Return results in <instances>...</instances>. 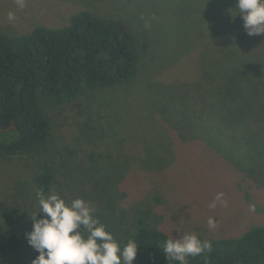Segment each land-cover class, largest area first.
<instances>
[{
    "label": "rangeland",
    "instance_id": "obj_1",
    "mask_svg": "<svg viewBox=\"0 0 264 264\" xmlns=\"http://www.w3.org/2000/svg\"><path fill=\"white\" fill-rule=\"evenodd\" d=\"M231 1L26 0V6L20 8L16 0H0V30L8 36L22 35L40 25L52 28L66 25L74 14L85 10L100 17L122 18L148 36L147 67L152 75L148 81L138 82L142 89L137 87L126 105L127 110L134 106L136 119L141 118L139 114H145L147 128H141V124L132 128L129 124V129L139 131H127L128 137L135 138H128L125 146L114 135L112 123L116 121L109 118L111 112L106 107L125 95L121 89H96L78 100L51 108L52 138L42 155L34 161L20 158L0 162V202L18 205L23 212L22 199H14L21 194L37 213L39 204L35 193L33 201L32 189L24 186L25 190H21L18 184H29L34 168L40 163H49L57 174L54 191L66 201L75 198L89 201L100 222L118 241L136 229L138 217L149 228L174 238L184 233L214 239L237 237L252 226H264V135L258 139L256 136L259 144L242 142L238 149L236 138L241 134L231 127L230 133L218 132L222 139L208 138L217 144L215 148L203 142L202 126L197 134L188 133L184 127L189 118L200 121L203 110H208V116L213 115L208 82L204 80L205 85H197L206 78L199 71L202 62L218 57L219 44L228 46L221 42L228 35L229 25L210 30L213 24L207 23L205 17L213 5L223 11L221 4ZM10 12L15 19L9 20ZM240 20L243 19L239 17ZM263 38L264 35L258 36L259 41ZM255 42H239L238 46L242 47L234 48L230 60L235 55L234 59L241 61L238 56L244 52L246 43ZM241 66V70L250 67L247 62ZM149 83L165 86L178 104L168 101V91L167 96L164 92V95H151ZM187 85L190 90L180 93ZM169 106L176 107L175 114L167 109ZM123 112L120 116L126 119ZM154 119L165 126L164 122L169 119L184 137L169 126L164 144H159L157 137L161 128L153 127ZM221 142L233 145L222 147ZM237 151L243 154L244 161H238ZM11 173L15 178L12 175L8 179ZM221 192L228 206L218 203L215 208L210 207ZM209 218L216 222L213 229L208 226ZM23 254H29L28 247Z\"/></svg>",
    "mask_w": 264,
    "mask_h": 264
},
{
    "label": "trees",
    "instance_id": "obj_2",
    "mask_svg": "<svg viewBox=\"0 0 264 264\" xmlns=\"http://www.w3.org/2000/svg\"><path fill=\"white\" fill-rule=\"evenodd\" d=\"M236 3L237 0H232L227 5L221 4L223 11L216 10L213 5V10L208 11L205 17L207 23L213 24L210 30H220V25H229L227 37L220 41L228 46L219 44L218 57L208 63L202 62V70L199 71L206 78L197 85L204 84V80L208 82L213 115L208 116V110H203L200 121L195 118L194 121L187 115L189 121L184 123L188 133L197 134L202 126L200 135L203 142L215 148L217 144L208 138L222 139L221 134L230 133L231 127L241 134L239 139L236 138L235 146L238 149L242 142L256 141L259 144L256 136L258 139L264 135V75L261 73L264 72V57L261 56L264 55V40L259 41L260 35L249 36L243 20L239 22V17L233 19L229 11H224L225 8L235 7ZM230 25H233L232 28ZM147 37L122 18L100 17L88 10L74 14L66 25L60 27L40 25L17 36H8L0 30V162L20 158L36 160L47 149L52 138L50 109L78 100L96 89H121L125 94L118 102L106 105L111 112L109 118L117 123H112L114 135H118V142L122 146L128 143V138H135L131 135L128 137V130L139 131L138 128L129 129L130 125L133 128L141 124V128L146 129L144 121L148 120L144 118L145 114H139L142 119H136L138 114L134 112V106L127 110L126 105L130 103L135 89L140 87L138 82L152 78L147 67ZM243 40H248V43L258 41L256 44L246 43L242 57L238 56L242 58L241 61L234 59L235 55L230 60L231 52L235 47L241 48L238 43ZM242 62L250 65L248 70H241ZM149 84L151 95H164V92L167 96L168 91V101L171 99L178 104L174 94L165 86ZM189 86L184 90L181 88L180 93L190 90ZM172 107L167 109L175 114L177 109ZM123 111L126 119L120 116L124 115ZM167 121L164 122L167 126L160 120L152 122L153 127L158 125L161 128L157 137L159 144H164L169 126L184 137L173 122ZM218 132H221L220 136ZM220 144L222 147L233 145L230 142ZM218 150L221 148L218 147ZM224 150L226 148L221 151ZM238 153L241 152L235 154L238 161H244L243 154ZM34 169L29 184H18L21 190H25L24 186L32 189L33 201L34 193L36 195L37 191L43 190L47 195L54 191L57 183L56 170L49 163H40ZM12 175L9 174L8 179ZM18 198L22 199L23 212L18 205L0 202V264H32L39 255L25 236L33 229L30 216L36 213L31 210L32 203L26 201L23 195L19 194L14 199ZM43 217L42 213L37 218ZM137 222L136 229L119 240L123 245L129 238H134L139 244L140 251L134 264H174L168 262L160 246L174 237L149 228L142 217H138ZM200 238L211 241L212 250L189 257V264H264V226H252L237 237ZM26 247L29 254L24 256Z\"/></svg>",
    "mask_w": 264,
    "mask_h": 264
},
{
    "label": "clouds",
    "instance_id": "obj_3",
    "mask_svg": "<svg viewBox=\"0 0 264 264\" xmlns=\"http://www.w3.org/2000/svg\"><path fill=\"white\" fill-rule=\"evenodd\" d=\"M24 8L26 0H16ZM235 19L241 17L249 36L264 35V0H237L228 10ZM9 20L15 19L13 13ZM224 193H218L210 207L228 206ZM39 211L31 215L32 231L25 234L29 245L39 253L32 264H134L140 246L134 238L121 243L96 216L95 207L83 198L66 201L55 191L36 192ZM43 213V218H37ZM210 229L216 222L209 218ZM168 262L189 264L196 257L212 250L211 241L201 240L196 234L184 233L180 238H169L160 245Z\"/></svg>",
    "mask_w": 264,
    "mask_h": 264
}]
</instances>
